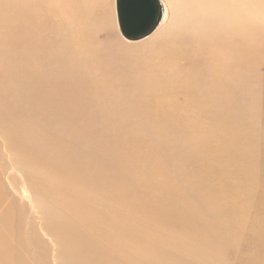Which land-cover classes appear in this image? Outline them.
<instances>
[{
  "label": "bare ground",
  "instance_id": "bare-ground-1",
  "mask_svg": "<svg viewBox=\"0 0 264 264\" xmlns=\"http://www.w3.org/2000/svg\"><path fill=\"white\" fill-rule=\"evenodd\" d=\"M111 1L0 0V139L53 247L6 206L0 264H264V0H165L134 44Z\"/></svg>",
  "mask_w": 264,
  "mask_h": 264
},
{
  "label": "rangeland",
  "instance_id": "rangeland-1",
  "mask_svg": "<svg viewBox=\"0 0 264 264\" xmlns=\"http://www.w3.org/2000/svg\"><path fill=\"white\" fill-rule=\"evenodd\" d=\"M111 2H112L111 6H112V9H113L112 10L113 11L112 16H113V20H114V23H115V27L117 28L116 30L118 31V34L120 35V37L127 43L128 42H131L133 44L134 43H143V42L149 40L150 38H152L155 34H157V31L159 32V30L163 27V24H165V22L167 21V19L169 17V13H170L169 9L167 8L166 1L165 0H161V2L166 5V6H164V8H166V10L164 12L165 17H163V20H162L161 24L158 26V28L150 36H148V37H146L144 39H141V40L133 41V40L127 39L123 35V33H122L121 29H120V25H119V21H118V14H117V0H113ZM100 38L102 40L106 39L105 34L102 33L100 35ZM260 71L264 74V66H262L260 68ZM1 141L2 140L0 139V180L5 185V188L2 190V195L6 196V200H5L4 205L0 208V215L2 214L1 210H3L6 206H9V207L13 206L15 208L14 209L15 211H22L23 210V213H24V230H28L29 229V223L31 221L36 223L37 228L39 229V226H38L39 220L36 217V213H35L34 208L29 203L30 199H28V198H30V196H31L30 193H27L25 195H21V194H19L18 192L15 191V189L13 188V186L10 183V178L13 177V176L16 177V173H15V170L11 169L9 167V165H8V163H9V159H8V156H7L8 153L4 150V147H3L4 145L2 144L3 141L2 142ZM3 155H4V157L2 158ZM62 195H67V194L65 192H63ZM67 196H72V195H67ZM241 196H242V193H240L239 198H241ZM113 214L117 218L121 217V214L118 211L113 212ZM248 217L252 221L251 226H254L253 221L256 220L264 228V209L262 207L257 206V207H255V208H253L251 210L249 209L248 210ZM124 219H125V213H124ZM25 220H26V223L28 222L27 225L25 223ZM39 233H40L41 238L44 240V242L47 244V246L52 251L53 247H52V243L50 241V238L46 237V235L42 231H40V229H39ZM251 235L256 236L252 232H251ZM253 236H251L250 239H249V243H248L249 249H246V248H239L238 249V252L240 254H246L247 256H250L252 258L263 255V253H257L256 256H255L254 251L250 250V245L252 244ZM249 250H250V252H249ZM52 254H53V251H52ZM51 263L55 264L54 261H53V257H51ZM235 264H238V263L235 262Z\"/></svg>",
  "mask_w": 264,
  "mask_h": 264
},
{
  "label": "water",
  "instance_id": "water-1",
  "mask_svg": "<svg viewBox=\"0 0 264 264\" xmlns=\"http://www.w3.org/2000/svg\"><path fill=\"white\" fill-rule=\"evenodd\" d=\"M161 0H117L120 29L129 40H141L150 36L164 17Z\"/></svg>",
  "mask_w": 264,
  "mask_h": 264
}]
</instances>
